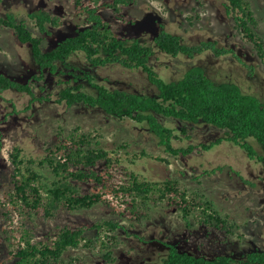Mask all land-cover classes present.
I'll return each mask as SVG.
<instances>
[{
  "label": "trees",
  "instance_id": "obj_1",
  "mask_svg": "<svg viewBox=\"0 0 264 264\" xmlns=\"http://www.w3.org/2000/svg\"><path fill=\"white\" fill-rule=\"evenodd\" d=\"M133 0H76L83 15L82 25L74 33L44 49L42 40L52 36L51 28L61 18L45 8L27 13L35 34L26 18L14 11L0 15V25L13 30L17 40L29 47L30 59L41 79L45 73L62 84L54 101L67 106L82 104L119 119H131L145 127L159 146L171 155H189L195 148L209 150L223 141L239 146L250 160L264 162V101L253 93L244 92L234 81H219L205 65L188 67L180 76L166 80L151 64L157 52L171 57H194L206 51L216 57L233 55L253 75V67L244 62L232 48L219 45L215 39L187 43L181 35L161 28L150 41L144 37L121 36L105 20L101 8L117 14L122 5ZM226 13L235 30L249 43L264 65V38L258 31L259 21L251 0H223ZM118 65L145 75L153 91L136 90L126 85L109 86L103 82L99 69ZM32 84L0 71V94L15 91L35 100H52V96H35ZM28 104V106H29ZM27 106V107H28ZM170 118L172 127L161 118ZM210 124L222 135L208 142L174 145V140L190 138L192 128ZM59 137L43 155L24 153L19 146L9 152L13 167L11 179L0 189V212L9 225L2 229L9 244L8 257L1 264H75L78 256L65 258L72 248H85L97 253L106 264L115 262L114 249L118 233L127 227L118 219L101 218L93 222L57 225L42 238L33 227L54 220L61 212H74L104 204L113 214L140 222L150 216L149 203L174 207L187 221L197 215L206 225L233 234L238 224L222 216L213 201L203 195H191L175 178L149 179L131 168L138 159L154 158L145 150L130 154L101 145V134L84 133L79 126ZM159 160L168 161L158 157ZM127 160L128 165L121 166ZM130 165V166H129ZM122 172V174H121ZM247 180H245L246 182ZM17 225L16 229L12 226ZM93 232V234H89ZM165 253L148 264H264V249H252L240 257L228 254L196 255L164 242Z\"/></svg>",
  "mask_w": 264,
  "mask_h": 264
},
{
  "label": "rangeland",
  "instance_id": "obj_2",
  "mask_svg": "<svg viewBox=\"0 0 264 264\" xmlns=\"http://www.w3.org/2000/svg\"><path fill=\"white\" fill-rule=\"evenodd\" d=\"M75 1L0 0V15L14 11L19 18L27 19L35 34L39 33L28 19V12L45 8L59 16L61 24L51 28L53 35L42 40L44 49H48L74 33L77 25H82L83 15ZM251 3L259 21L258 31L264 38V0H251ZM100 10L111 28L121 36L144 37L150 41L163 28L181 35L187 43L215 39L219 45L232 48L253 67V75L233 55L216 57L209 51L192 58L157 52L151 64L166 80L180 76L190 66L205 65L219 81L237 82L244 92L256 94L264 101V65L252 46L235 30L223 0H133L122 5L117 14L111 9ZM0 71L33 83L35 96H52V100H35L29 104L31 96L26 93L5 91L0 94V189L11 179L13 167L9 152L14 146L32 156L43 155L47 147L56 142L58 133L66 135L79 126L84 133L94 135L100 132L101 145L107 149L124 153L120 146L127 144L126 151L130 154L145 150L154 158L138 159L132 169L149 179H177L189 194L210 199L222 216H228L238 224L233 234H227L213 225L201 223L197 215H189L186 221L180 210L151 200L148 206L150 216L140 222L113 214L104 204H97L74 212H61L46 223H29L38 238L57 225L113 218L126 225L127 233H118L120 242L114 249L116 260L112 264H148L165 253L164 242L207 256L228 254L240 257L249 250L264 249V162L250 160L239 146L226 141L206 151L195 148L189 155L174 156L166 153L145 127L131 119L112 117L82 104L67 106L55 102L54 97L62 87L58 78L45 73L41 79H34L33 75H39V72L31 62L28 45L20 43L13 30L3 25H0ZM99 72L109 86L119 83L145 92L154 90L145 75L138 71L109 65ZM161 120L172 127L178 125L174 119L163 117ZM187 128L190 138H185L179 131L182 139L174 140V145L208 142L222 135V130L210 124L193 128L187 125ZM127 162L124 160L121 166L128 165ZM4 226L9 229L0 212V264L8 257L9 250L1 229ZM16 226L12 227L16 229ZM76 256L81 260L75 264H106L99 254L85 248H72L65 254L66 259Z\"/></svg>",
  "mask_w": 264,
  "mask_h": 264
}]
</instances>
